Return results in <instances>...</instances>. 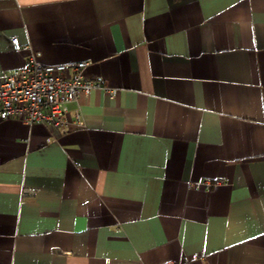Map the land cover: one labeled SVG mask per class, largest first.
<instances>
[{
	"label": "crops",
	"instance_id": "crops-1",
	"mask_svg": "<svg viewBox=\"0 0 264 264\" xmlns=\"http://www.w3.org/2000/svg\"><path fill=\"white\" fill-rule=\"evenodd\" d=\"M11 36L116 93L0 120V264H264V0H0V78Z\"/></svg>",
	"mask_w": 264,
	"mask_h": 264
},
{
	"label": "built area",
	"instance_id": "built-area-1",
	"mask_svg": "<svg viewBox=\"0 0 264 264\" xmlns=\"http://www.w3.org/2000/svg\"><path fill=\"white\" fill-rule=\"evenodd\" d=\"M10 42L14 51L24 54L25 62L0 78V120L15 117L26 124L42 123L66 133L86 123L78 103L81 96L99 88L110 95L116 93V88L83 76L81 70L88 61L46 64L39 60L30 44H22L17 36H11ZM67 68L72 69L71 75L62 74ZM71 102L76 107L69 110ZM220 183L221 180L210 178L190 182L195 188L205 189ZM161 264L178 263L167 260Z\"/></svg>",
	"mask_w": 264,
	"mask_h": 264
}]
</instances>
